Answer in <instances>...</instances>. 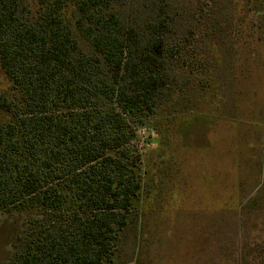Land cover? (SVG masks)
<instances>
[{"label": "trees", "instance_id": "trees-1", "mask_svg": "<svg viewBox=\"0 0 264 264\" xmlns=\"http://www.w3.org/2000/svg\"><path fill=\"white\" fill-rule=\"evenodd\" d=\"M183 2L0 0V213L35 214L2 264H111L140 190L136 129L179 57L200 69Z\"/></svg>", "mask_w": 264, "mask_h": 264}, {"label": "rangeland", "instance_id": "rangeland-1", "mask_svg": "<svg viewBox=\"0 0 264 264\" xmlns=\"http://www.w3.org/2000/svg\"><path fill=\"white\" fill-rule=\"evenodd\" d=\"M183 4L200 69L179 57L183 75L136 129L140 190L111 264H264V13ZM34 215L0 213V264Z\"/></svg>", "mask_w": 264, "mask_h": 264}]
</instances>
